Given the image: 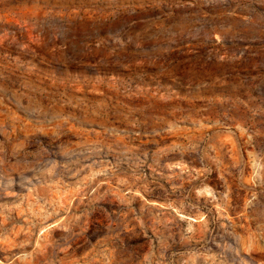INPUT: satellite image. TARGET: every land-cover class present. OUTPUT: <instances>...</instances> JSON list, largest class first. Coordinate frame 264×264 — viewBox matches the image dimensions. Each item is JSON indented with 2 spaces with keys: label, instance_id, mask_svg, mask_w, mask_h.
I'll use <instances>...</instances> for the list:
<instances>
[{
  "label": "rangeland",
  "instance_id": "1",
  "mask_svg": "<svg viewBox=\"0 0 264 264\" xmlns=\"http://www.w3.org/2000/svg\"><path fill=\"white\" fill-rule=\"evenodd\" d=\"M0 264H264V0H0Z\"/></svg>",
  "mask_w": 264,
  "mask_h": 264
}]
</instances>
